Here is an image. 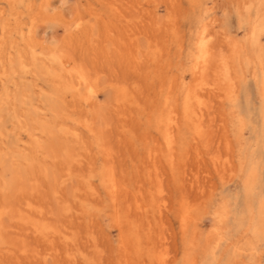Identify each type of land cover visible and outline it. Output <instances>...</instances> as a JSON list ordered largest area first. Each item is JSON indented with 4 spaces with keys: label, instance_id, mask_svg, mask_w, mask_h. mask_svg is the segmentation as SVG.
Listing matches in <instances>:
<instances>
[{
    "label": "rangeland",
    "instance_id": "1",
    "mask_svg": "<svg viewBox=\"0 0 264 264\" xmlns=\"http://www.w3.org/2000/svg\"><path fill=\"white\" fill-rule=\"evenodd\" d=\"M263 207L264 0H0V264H264Z\"/></svg>",
    "mask_w": 264,
    "mask_h": 264
},
{
    "label": "bare ground",
    "instance_id": "2",
    "mask_svg": "<svg viewBox=\"0 0 264 264\" xmlns=\"http://www.w3.org/2000/svg\"><path fill=\"white\" fill-rule=\"evenodd\" d=\"M262 18V17H261ZM259 51V50H258ZM201 53V52H200ZM263 53V52H262ZM203 55V54H202ZM58 59V58H57ZM35 62V61H34ZM41 63V62H40ZM35 64V63H34ZM42 65V64H41ZM40 65V66H41ZM38 66V65H37ZM41 68V67H40ZM51 68V67H50ZM204 69V68H203ZM45 70V69H44ZM201 71V70H200ZM83 77V76H82ZM202 77V76H201ZM75 80V79H74ZM69 81V80H68ZM67 81V82H68ZM70 82V81H69ZM75 82V81H74ZM71 84V83H70ZM73 84H75V83H73ZM77 84V83H76ZM80 84V83H79ZM71 86V85H70ZM73 87V86H72ZM31 89V88H30ZM193 97V96H192ZM189 103V102H188ZM55 104V103H54ZM53 108H54V106H53ZM55 110H57V109H55ZM12 113V112H11ZM59 115V114H58ZM7 117V116H6ZM199 118V117H198ZM172 125V124H171ZM197 126H198V124H197ZM196 129H198V128H196ZM206 129V128H205ZM170 137V136H169ZM171 137H172V135H171ZM173 139V138H172ZM169 143V142H168ZM256 203V202H255ZM264 208V207H263ZM260 218V217H259ZM259 222V221H258ZM259 224V223H258ZM256 232V231H255ZM258 233V232H257Z\"/></svg>",
    "mask_w": 264,
    "mask_h": 264
}]
</instances>
